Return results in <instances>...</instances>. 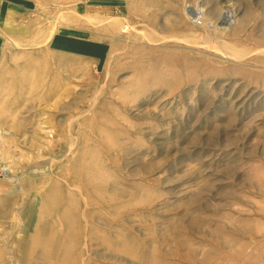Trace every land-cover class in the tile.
<instances>
[{
	"label": "rangeland",
	"instance_id": "rangeland-1",
	"mask_svg": "<svg viewBox=\"0 0 264 264\" xmlns=\"http://www.w3.org/2000/svg\"><path fill=\"white\" fill-rule=\"evenodd\" d=\"M1 1L0 264H264V0Z\"/></svg>",
	"mask_w": 264,
	"mask_h": 264
},
{
	"label": "crops",
	"instance_id": "crops-1",
	"mask_svg": "<svg viewBox=\"0 0 264 264\" xmlns=\"http://www.w3.org/2000/svg\"><path fill=\"white\" fill-rule=\"evenodd\" d=\"M0 2H2L1 0H0ZM2 9L3 8H0V14H1V12H2ZM6 14H7V12H5ZM2 19V18H1ZM7 20H5V21H3V22H1V24H0V27H2V26H6L7 25V23H5ZM0 29H3V28H0ZM73 44V45H72ZM75 45H81V46H87V45H90L89 43H87V42H83V41H77V40H71V41H69L67 44H65V46H67V49L68 50H70V51H78V52H81V53H85V54H87V55H94V56H97L98 54H95V53H93V52H90V51H88V50H86V49H83V48H81V47H77V46H75ZM103 52H104V50H103ZM102 52V53H103Z\"/></svg>",
	"mask_w": 264,
	"mask_h": 264
},
{
	"label": "bare ground",
	"instance_id": "bare-ground-1",
	"mask_svg": "<svg viewBox=\"0 0 264 264\" xmlns=\"http://www.w3.org/2000/svg\"><path fill=\"white\" fill-rule=\"evenodd\" d=\"M229 9H230V8H229ZM229 9H228V10H229ZM225 13H226V12H225ZM230 15H231V14H230ZM230 18H231V17L226 16L225 18H222V21H223V22H224V21H225V22H228V23H225V22H224V24H227V25H228V24L230 23ZM223 22H222V23H223Z\"/></svg>",
	"mask_w": 264,
	"mask_h": 264
}]
</instances>
